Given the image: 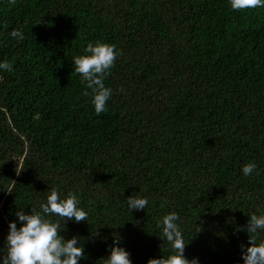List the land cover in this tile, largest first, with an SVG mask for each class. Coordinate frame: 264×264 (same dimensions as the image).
I'll return each mask as SVG.
<instances>
[{
  "label": "trees",
  "instance_id": "obj_1",
  "mask_svg": "<svg viewBox=\"0 0 264 264\" xmlns=\"http://www.w3.org/2000/svg\"><path fill=\"white\" fill-rule=\"evenodd\" d=\"M96 41L122 53L105 77L113 91L100 115L72 61ZM4 60L13 71L0 69V257L9 221L21 224L16 212L40 211L57 188L88 213L60 232L83 244L79 264H105L117 236L132 264L166 258L173 249L161 221L170 212L186 258L243 264L249 216L264 214V8L0 0ZM248 163L256 168L245 176ZM132 195L147 207L129 210Z\"/></svg>",
  "mask_w": 264,
  "mask_h": 264
},
{
  "label": "clouds",
  "instance_id": "obj_2",
  "mask_svg": "<svg viewBox=\"0 0 264 264\" xmlns=\"http://www.w3.org/2000/svg\"><path fill=\"white\" fill-rule=\"evenodd\" d=\"M15 3V0H11ZM233 10H252L264 8V0H229ZM6 27V26H5ZM10 35L14 39H24L22 31L13 29ZM122 53L115 44L101 41L88 43L84 54L72 57L75 72L80 75L81 83L85 85L84 96L91 97V104L97 115L108 110L107 101L111 98L112 89L106 87L104 80L115 66V61ZM0 69L13 71V65L7 60L0 61ZM256 168L254 163L245 164L242 172L245 176L250 175ZM21 169L17 172L19 175ZM9 189L7 192H11ZM78 196L69 191L61 197L57 188H52L46 197V202H41L40 211L31 209L30 213L20 210L16 212L20 226L14 221H9L6 236V253L0 257L2 264H79L80 259L85 258V251L80 240L73 236L64 239L60 232L65 228L66 220L74 222L87 221L88 213L78 207ZM129 210H144L148 200L139 196L127 197ZM56 216L63 220H53ZM179 216L176 212L166 214L161 221L163 239L167 240L173 249V253L166 258H150L146 264H199L197 258L188 259L184 255L187 242L177 223ZM249 244L241 245L243 264H264V240L258 242V235L264 230V214L249 216L245 226ZM120 238H114V244L110 248V254L105 264H132L130 253L119 246Z\"/></svg>",
  "mask_w": 264,
  "mask_h": 264
}]
</instances>
